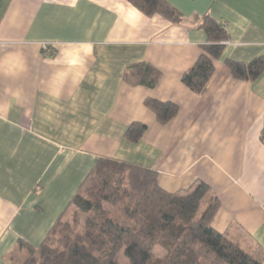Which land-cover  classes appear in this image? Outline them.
Listing matches in <instances>:
<instances>
[{
  "label": "crops",
  "instance_id": "crops-1",
  "mask_svg": "<svg viewBox=\"0 0 264 264\" xmlns=\"http://www.w3.org/2000/svg\"><path fill=\"white\" fill-rule=\"evenodd\" d=\"M164 1L178 24L125 0H0V264L43 242L99 158L150 168L167 192L205 183L213 228L264 264V73L246 83L225 66L264 57V0ZM205 15L228 41L198 95L181 77ZM142 62L160 73L152 89L123 81ZM147 100L177 113L159 124ZM133 123L146 126L136 143Z\"/></svg>",
  "mask_w": 264,
  "mask_h": 264
},
{
  "label": "trees",
  "instance_id": "trees-1",
  "mask_svg": "<svg viewBox=\"0 0 264 264\" xmlns=\"http://www.w3.org/2000/svg\"><path fill=\"white\" fill-rule=\"evenodd\" d=\"M125 1L147 17L159 15L172 24L182 20V14L164 0ZM199 29L206 34V43L181 77L198 95L206 90L214 60L228 41L224 23L209 15L202 18ZM225 66L233 79L253 83L264 73V57L226 60ZM159 79V71L145 62L129 65L123 74L126 84L148 89ZM145 104L159 124L177 113L172 102ZM145 129L133 123L125 139L136 143ZM259 139L264 145V122ZM218 208L217 197L203 182L187 192H167L158 185L154 170L99 158L43 242L33 248L20 241L10 258L18 264H120L121 255L128 264H261L213 228ZM156 248L164 255H155Z\"/></svg>",
  "mask_w": 264,
  "mask_h": 264
},
{
  "label": "rangeland",
  "instance_id": "rangeland-1",
  "mask_svg": "<svg viewBox=\"0 0 264 264\" xmlns=\"http://www.w3.org/2000/svg\"><path fill=\"white\" fill-rule=\"evenodd\" d=\"M164 251L161 249V248H156L154 250V254L157 255V256H163L164 255ZM24 255V254H23ZM118 262L120 264H128L127 260L123 258V256L121 255L119 258H118Z\"/></svg>",
  "mask_w": 264,
  "mask_h": 264
}]
</instances>
